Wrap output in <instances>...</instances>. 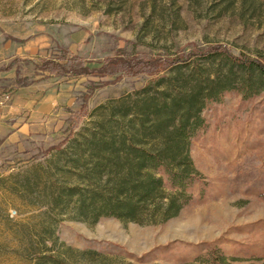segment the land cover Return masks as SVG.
Masks as SVG:
<instances>
[{
    "label": "rangeland",
    "instance_id": "374dc122",
    "mask_svg": "<svg viewBox=\"0 0 264 264\" xmlns=\"http://www.w3.org/2000/svg\"><path fill=\"white\" fill-rule=\"evenodd\" d=\"M189 43L264 58V0H0V91L12 92L0 115L34 83L48 106L55 102L35 136L0 138V264H35L37 252L65 247L99 254L82 264H264V91L229 92L203 109L204 126L190 141L202 179L165 223L89 224L51 205L55 188L76 177L71 147L92 133L127 131L128 106L154 93V84L143 94L153 80L146 75L54 76L41 62H66L68 51L99 68ZM82 107L88 116L74 128ZM26 114L4 120L12 125Z\"/></svg>",
    "mask_w": 264,
    "mask_h": 264
},
{
    "label": "trees",
    "instance_id": "16d2710c",
    "mask_svg": "<svg viewBox=\"0 0 264 264\" xmlns=\"http://www.w3.org/2000/svg\"><path fill=\"white\" fill-rule=\"evenodd\" d=\"M66 54V62L43 60L41 69L54 76L146 75L153 80L143 94L154 84V93L128 106L127 131L92 133L71 147L68 164L76 177L55 188L51 205L89 224L111 217L151 225L176 217L192 200L193 182L202 179L190 156V141L204 126L203 109L229 92L252 98L264 91V58L235 54L220 44L189 43L173 54H124L99 68ZM87 116L82 107L73 127ZM98 255L65 247L60 254L37 252L35 264H82L83 257Z\"/></svg>",
    "mask_w": 264,
    "mask_h": 264
},
{
    "label": "crops",
    "instance_id": "0c3cea01",
    "mask_svg": "<svg viewBox=\"0 0 264 264\" xmlns=\"http://www.w3.org/2000/svg\"><path fill=\"white\" fill-rule=\"evenodd\" d=\"M42 90L45 91L43 86L36 83L26 88H21V93H19V95H21L16 98L13 105L9 108V111L2 112L3 114L0 115V138L4 136L5 143H15L16 141H19L18 139L22 142V140L28 139L30 134L31 137L35 136L37 129H39L38 125L43 127L42 124H39V121H41L40 119H42L45 113H52L55 102L52 101V106H48V102L50 101L47 98H41L43 93L41 92ZM24 111H27L25 116L29 117L28 120H25V118L20 119L21 112ZM10 114H12V116H20V120H18L19 122H12V125L7 124L4 118L8 119L7 116ZM41 122L43 123L44 120Z\"/></svg>",
    "mask_w": 264,
    "mask_h": 264
},
{
    "label": "built area",
    "instance_id": "2783aa9c",
    "mask_svg": "<svg viewBox=\"0 0 264 264\" xmlns=\"http://www.w3.org/2000/svg\"><path fill=\"white\" fill-rule=\"evenodd\" d=\"M12 99V92L10 91H0V112L5 108Z\"/></svg>",
    "mask_w": 264,
    "mask_h": 264
}]
</instances>
